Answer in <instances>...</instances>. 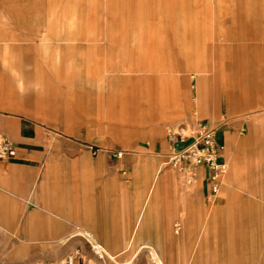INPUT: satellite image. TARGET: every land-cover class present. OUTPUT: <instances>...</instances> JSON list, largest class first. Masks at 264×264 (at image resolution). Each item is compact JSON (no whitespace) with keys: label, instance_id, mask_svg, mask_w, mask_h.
<instances>
[{"label":"rangeland","instance_id":"obj_1","mask_svg":"<svg viewBox=\"0 0 264 264\" xmlns=\"http://www.w3.org/2000/svg\"><path fill=\"white\" fill-rule=\"evenodd\" d=\"M214 7L264 8V0H59L58 10L43 12L42 21H37L40 13L37 18L26 13L27 25L42 28L0 27V69L27 70L23 100L30 114L43 115L65 155L59 185L50 188L86 191L94 202L96 168L105 161L108 201L124 191L137 195L141 188L145 196L157 169L169 171L170 195L184 201L197 196L202 184L207 208L198 216L197 203L189 205L180 214L189 218L186 227L174 219L171 242L153 237L160 249L165 244L159 252L166 260L190 264L195 253L197 264H264V27H253L252 13L214 12ZM231 20L250 25H229ZM15 30L22 33L20 41L4 32ZM244 31L242 49L234 55L221 51L226 60L214 72L216 48ZM200 124L212 126L217 138L219 132L225 135L216 141L226 170L216 196L197 166L166 163ZM171 133L182 140L170 145ZM88 160L92 168L85 171ZM242 195L250 201L228 203L219 220L214 225L207 220L202 230L218 198ZM88 209L90 221L96 212ZM23 224L0 220L5 232L0 233V264L54 263L76 245H85L81 264L100 261L81 236L66 248L55 236L22 233ZM135 250L134 245L120 254L119 263L153 264L148 253Z\"/></svg>","mask_w":264,"mask_h":264},{"label":"crops","instance_id":"obj_2","mask_svg":"<svg viewBox=\"0 0 264 264\" xmlns=\"http://www.w3.org/2000/svg\"><path fill=\"white\" fill-rule=\"evenodd\" d=\"M58 3L59 0H0V27L5 29H20L28 26L42 28L40 23L27 25L26 13L35 12L33 16L37 18L38 12L40 15L37 21H42V13L57 11ZM214 12L252 13L250 18L254 17L251 21L254 25H251L255 28L264 27V14L256 15L264 13V8L233 7L225 9L214 7ZM232 22L235 26L240 27L247 28L250 25V22L246 20L238 22L231 20L229 25ZM4 32L9 34L12 38L10 40L13 41H20L22 37L20 30ZM247 34L245 31L242 34L239 33L240 36H237L233 43H229V40L226 45L216 48L214 51V72L222 68L226 60L225 58L221 59L219 53L227 50L233 55L236 54L239 49H242L241 41L247 37ZM231 61L234 62V60ZM26 75L27 70L21 67L0 69V133L7 136L16 147V155L13 158L0 162V220L24 222L22 233L55 236L57 237L56 242L66 248L73 247L77 242V237L81 236V232L87 233L101 245L105 254L103 260L98 261V264H120L117 257L134 245L136 254L148 253L153 264H171L169 260H166L168 256L161 255L159 251H164L167 241L171 242L174 239L171 232L174 219L181 218L184 226H187L189 218L185 219L180 214L182 215L185 210L190 209L189 205L197 203L198 216H201L207 208L201 190L204 188L202 184L198 187L200 190L197 196H190L179 202L167 190L169 171L161 172L159 168L145 196H143L144 190L141 188L138 191L139 194L135 192L137 195L124 191L122 196L111 197L108 201L105 187L107 164L105 161H99L98 168H96L98 170L99 197L94 202L88 200L89 193L86 191H60L57 188H50L59 185L63 169L61 164L65 161V155L60 152L53 132L44 126L46 121L43 115L29 113L23 100L24 96L21 94ZM171 83L174 84L173 79ZM215 139L220 143L225 139V135L219 132L218 138L215 135ZM73 162L70 160L71 164ZM71 167L74 168V165ZM83 168L86 169L85 171L92 168L89 160L83 164ZM197 172L201 179L208 181L205 167H197ZM117 183L120 185L119 179ZM223 185L224 179L219 192ZM70 196L75 201L71 202ZM249 201V198L243 195L231 200H225L223 197L218 198L215 207L213 205L208 210L202 230H205L207 220H211V225L219 220L222 209L226 208L228 203L244 204ZM160 203L165 205L162 209L158 207ZM18 204L25 206L18 207L16 206ZM7 205L14 206L7 207ZM122 205L124 207L123 215L121 213ZM88 207L96 212L95 217L90 221L85 219L88 217ZM157 212L160 213L158 214L159 218H156ZM0 233L5 232L0 230ZM162 235L165 244L160 249L156 236ZM199 235H203V232L200 231ZM78 246L76 245L74 249ZM84 247L85 245L80 248L84 249ZM198 258V254L195 256L194 253L190 264H197ZM135 262L134 264H140L139 261ZM125 264H133V262L129 261Z\"/></svg>","mask_w":264,"mask_h":264},{"label":"built area","instance_id":"obj_3","mask_svg":"<svg viewBox=\"0 0 264 264\" xmlns=\"http://www.w3.org/2000/svg\"><path fill=\"white\" fill-rule=\"evenodd\" d=\"M170 145H175L182 140V135L171 133L168 138ZM221 146L215 141L214 129L210 125H199L192 139L181 149L173 150L168 156L167 164L173 166L192 165L203 166L207 169V179L210 181V194L216 195L223 183L225 166L220 162ZM16 147L12 141L0 133V162L13 158ZM121 153H119V156ZM91 254L98 260H103L105 254L101 245L90 237L82 236ZM81 249L74 251L58 262L44 264H81Z\"/></svg>","mask_w":264,"mask_h":264},{"label":"bare ground","instance_id":"obj_4","mask_svg":"<svg viewBox=\"0 0 264 264\" xmlns=\"http://www.w3.org/2000/svg\"><path fill=\"white\" fill-rule=\"evenodd\" d=\"M80 235H81V236L90 237V239L93 240V238H92L89 234H87V233H82V232H81Z\"/></svg>","mask_w":264,"mask_h":264}]
</instances>
